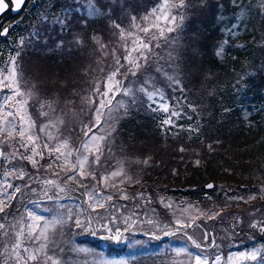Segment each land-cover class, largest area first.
<instances>
[{
	"label": "snow or ice",
	"instance_id": "6c2138e0",
	"mask_svg": "<svg viewBox=\"0 0 264 264\" xmlns=\"http://www.w3.org/2000/svg\"><path fill=\"white\" fill-rule=\"evenodd\" d=\"M24 2L25 0H12V11L19 12ZM78 2L88 17L113 14V0H107L103 8L96 0ZM232 3L241 15L251 12V5H245L244 0H232ZM128 6H120V11L129 20L127 30L116 20L111 21L121 54L116 55V49H112L113 63L109 66L110 70L102 78L94 79L89 84L87 95L80 96L74 87L69 93L84 105L80 113L71 107L75 104L72 99H66L58 113L56 105L59 99L54 93H50L49 86H37L23 75L24 68L18 63L20 51L14 50L15 55L9 57L6 67L0 68V264H70L65 259V248L59 239L65 226L71 224L76 229L95 234L92 225L96 221L101 229L109 233L115 228L112 238L120 240L123 232L129 231L134 225L130 224L131 217H125L123 232L120 227L115 226L118 219L116 213L121 212L117 200L137 201V207L152 202L151 194L146 195L144 191L129 195L122 186L133 182L139 184L140 181H134L128 175L123 161L117 160L116 166L112 167V161L105 156V150L109 155L112 154L110 145L116 131L113 126L118 120L116 114L120 111L127 113L130 106L136 108L140 105L152 112L161 113L164 117L160 121L162 132L176 135L178 131L173 133L171 129H183V125L177 123L185 115L183 108L177 110L176 107L181 101L169 100L164 88L158 87L157 83L167 82L169 91L173 87L178 89L183 94L184 107L196 112V106L188 100L185 86L178 76L182 71L179 65L183 62V46L179 34L183 30L185 15L191 10L190 0H155V5L141 15L139 20L136 15L128 12ZM8 7L7 0H0V13H4ZM257 11L264 15V3ZM70 14L71 9H68L53 21L60 26L62 32L72 31L69 27ZM49 19L48 16L42 18L45 23ZM86 24L87 19H82L81 25ZM10 27H3L0 36H8ZM229 32L233 34L232 29ZM39 35L37 30L32 40L46 44V40L38 39ZM92 39L103 55L108 56V45L97 37ZM32 40L25 45V40L20 39L19 44L34 48ZM75 42L81 44L82 40L75 38ZM63 47L65 42L58 40L57 48ZM223 53L224 46L220 44L217 46L216 55L221 56ZM100 71H104L103 67ZM152 71L163 79L157 82L148 75ZM84 72L87 74L89 69L85 68ZM129 77L133 79L129 80ZM125 81L128 82L127 85ZM49 95L51 99L42 98ZM118 96L126 99L117 100ZM84 113L89 114L87 122L79 120V116ZM65 116L75 118L79 123L76 126H66ZM39 117H43L44 121L37 128ZM188 131L199 132L200 127H189ZM73 136L79 138L76 146L71 142ZM207 147L211 149L212 145ZM179 150L185 151L183 147ZM149 159L129 163L148 164ZM41 161L45 163L42 164ZM21 162L36 172L41 169L50 172L55 178L36 177ZM195 163L199 165L200 161L196 160ZM115 178H120L119 184L115 183ZM33 183L42 186L39 192L32 187ZM206 187L213 189L216 186L209 183ZM29 191L36 194L37 199L25 201L23 197ZM260 191L264 192V188ZM76 192L79 197L74 204L63 202L72 200L71 194ZM238 198L245 199L243 196ZM248 199H256V196H249ZM45 200L50 201L53 207H44L42 202ZM159 202L175 216L172 225L174 230L165 231L164 235L175 236L182 233L194 249L198 250L177 248L176 253L186 257L180 264H264V246L232 253L227 258L215 251L219 245L216 244L213 234L206 230L204 221L223 220V209L201 210L190 203L179 206L166 201L164 197H159ZM74 207L76 212H73ZM126 207L124 206L125 209ZM251 211L258 213L260 218L254 217L250 220L249 228L264 233V209L257 207ZM80 216L85 219L81 220ZM234 220L233 226L242 223L239 217ZM147 222L156 224L153 219ZM189 229L199 230L202 242L189 235ZM70 251L84 252L85 249L72 248ZM104 264H127V261H105Z\"/></svg>",
	"mask_w": 264,
	"mask_h": 264
},
{
	"label": "rangeland",
	"instance_id": "374dc122",
	"mask_svg": "<svg viewBox=\"0 0 264 264\" xmlns=\"http://www.w3.org/2000/svg\"><path fill=\"white\" fill-rule=\"evenodd\" d=\"M45 1V10L39 13V16L41 18L34 25L35 27L33 35L37 32V30H39L40 35L38 39L40 41L47 40L48 37L49 39L58 37L59 40H63L65 42V47L57 48L56 46V53L62 54L61 57H58L57 60H54L55 62L53 61V63L40 57L41 54H46V50L33 52V50H37L41 45V43H36L35 40H32L33 35L30 36L29 34H21L16 37L17 39L13 35H11L5 42L2 41V38L0 36V43L8 47L5 59H0V68L6 67L9 57L11 55H15L14 50H18L21 52V57L18 63H20L23 68L25 67L23 75L28 81L39 86L41 84L46 85L44 81H47L48 77L49 81L51 82L50 79H53L54 77L50 75V73L52 72L51 68L54 71L55 67L60 64L61 61H67L70 64L67 65V67L69 68H67L68 72L70 70L71 76L69 78V82L72 79L74 84L75 81V88L76 91L79 92L80 96L87 95L89 91V84L94 79L102 78L110 70L109 66L113 63L112 49H116V55L121 54L122 50L119 47V42L117 41L116 35H114L113 33V29L111 28V21L116 20L117 23H121L122 27H124L126 30L128 29L129 20L126 18V14L120 11V6L128 4V12H130L132 15H136L137 19L139 20L141 15L145 14L150 8L155 5V0H130V3L129 0H113V3L111 5L113 8V14L111 16L103 15L88 17L85 9L80 6L78 0H57L60 4L56 2V0ZM210 1L211 3L207 10L211 8L210 6L213 5L212 0ZM102 2L104 6L107 3V0H102ZM213 2L215 4L218 3L219 6L217 8L221 10L218 16L219 18L217 17L216 22L221 23L226 20L228 23V27H221V34L216 36V38H214V41L211 42L209 53H212L213 56H216L220 60H223V58H225L227 48H229L232 43L234 45H242L243 42H245V40H242L239 43H235L234 37L243 35L247 31V29H254L258 27L259 38L255 45V56L256 58L259 57V62L253 65L248 74H261L264 76V15L260 14L257 11L261 8L264 0H244L245 5H251V12H245L244 15H241L239 10L233 5L232 0H228L229 4L224 8L220 0H213ZM96 3L100 7H102L98 3V0H96ZM32 5L33 4H30L26 8V10L29 11ZM190 5H194L191 0ZM68 9H71V19L69 27L72 29V31L65 30L61 32L60 26L53 23V21L56 17L65 13V11ZM55 10L57 11L56 13ZM194 10H192V12H194ZM207 10H205L202 14L205 15L210 12ZM187 13L190 14V11H188ZM45 16H48L50 18L48 23H45L42 20V18ZM237 17H240V19L237 20ZM82 19H87L86 26L88 29H90L91 32L94 29L91 30L90 20H97L98 23H96L97 26L95 27L97 30L93 32L92 35L90 34V32L85 30V25H81ZM195 19L196 17L190 22L193 23ZM21 20L22 17L16 20L3 21L2 28L8 26L16 27V25L20 26L19 23L21 22ZM187 22L189 21L187 20V15H185L183 28L188 27ZM46 28L47 30H49L48 33L45 31ZM194 28L195 27H192L194 32V35L192 37L193 41H195L191 43L192 47L189 51L187 50L186 46L183 47V62L179 65V68L182 69V71L178 73L182 84L185 86V92L187 94L188 100H190V97L188 96L189 92L187 90L185 80L190 78L193 74L197 73V71L199 72L200 70H202V68L200 67V53L197 49V43L200 42L198 34L201 30L198 29L195 31ZM229 29L233 30V34H230ZM183 31L184 29L179 34L180 39L185 34ZM92 37H97L104 44L108 45V56L103 55L102 51L99 49V46L92 39ZM75 38H79L80 40H82V43L76 44ZM20 39L25 40V45H27L28 42L32 40V43L35 44V47L33 48L21 46L19 44ZM251 39L253 40L252 37ZM47 44L48 43L44 44L43 46H46ZM220 44H223L224 46V53L221 56H217V46ZM67 51L68 54L66 53ZM26 52H33L30 54V57L27 56V58L31 59L29 65L27 63L25 65L24 63ZM25 60L27 61L28 59ZM121 63H123V60H121ZM101 67H103L104 69L103 72L100 71ZM85 68L89 69V72L87 74L84 72ZM201 73H199L202 76L200 78V83L203 81V85L201 84L200 86L201 91H206V95H204V98H208V96L211 95V93L215 90L214 84L216 85L219 81L218 79H215L216 77H208L206 74ZM148 75H151L157 82L163 79L161 75H158L154 71L148 73ZM132 79V77H129V80ZM55 81L58 82L57 80ZM137 82L139 81L137 80ZM127 83L128 82L125 81L126 85ZM235 83L239 85L241 90H244L246 88L243 77L238 76L235 79ZM166 84L167 82H165V84L157 83V86L164 88L169 100L181 101V103L177 104L176 107L177 110L183 108V111L185 113L184 116L177 120L178 124L183 125V129L177 130L173 128L171 129V131L173 133L181 131V133H184L185 135L192 134V136L198 135L199 132H203L205 126L208 127L205 107H203V110L201 112L193 113L190 109L184 107L183 94L174 87L172 91H169ZM101 88H103V85H101ZM42 98L47 99V97ZM58 99L60 101L56 105L58 113L59 109L63 106L66 99L75 100V104L71 107L74 108L77 113H80L81 107H84V105L80 104L78 98L69 94L68 97L66 96V98H64V101H61L60 98ZM116 99L120 100L126 98L118 96ZM33 115L35 117V113H33ZM88 115V113L80 115L79 120L87 122ZM116 115L118 116V120L113 125L116 131L113 133V139L110 145L112 154L109 155L107 150H105V156H108V159L112 161V167L116 166L117 160L123 161L128 175L132 176L133 180L135 181L136 179H138L137 176L139 174H143V170H151L153 166H161L163 162L160 163L159 161V153L154 157H150L151 155L149 154H144V149L146 146L144 147L143 145H138V142L135 138H130V141L129 138L127 141L124 140L123 136H121V132L123 130L122 124L125 123L128 125V122L132 123V131H135L137 128H134L136 127V124L138 123L140 118L149 119L151 116L153 118H156L157 126L159 129H161L160 121L164 117L161 113L152 112L146 107H141L140 105H137L136 108L130 106L127 113H125L124 111H120ZM64 119L66 122V126H76L79 123L78 120L70 116H65ZM43 121V117L37 118V128ZM197 125H199L200 127L199 132L188 131L189 127L195 128ZM61 131H63V127L61 128ZM205 131L206 130H204V133ZM123 133L124 132H122V135ZM161 133L165 138H171V135L167 134L166 132L161 131ZM65 135H67V133H65ZM183 139L189 138L185 137ZM71 142L73 146H76L79 143V138L73 136L71 138ZM190 149L191 151H188V154L193 157L195 161H203L205 152H202L203 149L210 150L206 145H204L203 149L201 147L198 148V144H191ZM145 158H150L148 164L129 163L130 161H143ZM41 163L43 164L45 163V161H41ZM21 164L25 166L27 170L36 177L55 178L50 175V172H47L43 169H41L39 172H36V170L32 169L30 166L25 165L24 162H21ZM25 179H27V177ZM119 180L120 178H115V183L119 184ZM15 183L19 184L22 182L15 181ZM81 183L90 184L91 181H81ZM143 183L140 182L139 184H136L133 182L126 183L122 186L129 193V195L135 194L140 191H144L146 195L151 194L152 202L151 204L144 205L143 207H137V201L117 200V206L121 208V212L116 213L118 219L115 226L120 227L121 231L123 232V229L125 227L123 219L125 217H131L130 224L134 225L129 228V231L123 232L120 240L112 238L115 235V228L113 229L112 233H109L105 229H101L99 227V222L96 221H94L92 225V229L95 234H91L87 230L81 231L79 229H76L71 224L63 228V235L60 236L59 239L62 242V246L65 248V259L69 260L70 264H104L105 261L119 260H125L127 261V264H180V262L184 261L186 257L183 254L178 255L175 251L177 248L187 247L190 251H198L194 249L191 242L188 241L182 233H178L175 236L164 235L165 231L174 230L172 225L174 223L175 216H173L171 210H169L159 202V197H164L166 198V201L172 202L175 205L179 206H186L190 203L192 205L198 206L201 210L216 211L220 208H223V220L218 219L216 221H204V226L206 227L207 231L213 234L216 244L219 245V248L215 251L222 253L225 258H227V256L232 253L252 249L254 247L260 248L261 246H263L257 241L256 238L264 239V233L259 232L256 229L249 228L248 223L254 217L257 219L260 218L258 213H256L255 211L250 212V210H254L257 207L264 209V199H262V197H264V192L260 191L261 188H264V182L259 186L258 190L256 188H253L254 192L250 193L248 196L243 192H239L235 187L231 188L228 186L220 185L219 188H217L216 193H218L222 199L220 200L219 197L218 199H215V197H213L214 201L210 204L193 201L179 194H168L165 189L166 185H163V190L159 189V191H157L151 186L147 188V186L142 185ZM209 183H213L214 185V182L212 181ZM209 183H206V185ZM32 187L37 188V192H39L42 186L38 183H33ZM71 195L73 196L72 200H65L63 202L69 205L74 204L79 197V193L76 192L72 193ZM252 195H255L256 199H248V197ZM229 196L237 198L228 199ZM241 196L245 197V199L240 200L238 197ZM23 199L25 201L29 199L34 200L37 199V195L29 191L25 193ZM137 200H139V198H137ZM42 203L44 207H53L50 201L45 200ZM140 203L143 204V201H140ZM124 206H127L126 209L124 208ZM226 207L228 209H226ZM235 208L237 210H235ZM76 211L77 209L74 207L73 212ZM235 217H239L242 223L233 226L235 224ZM80 219L84 220L85 218L83 216H80ZM149 219L155 220L156 224H149L147 222ZM242 228L248 230L247 234L242 233ZM161 229H163V231ZM188 231L189 235H192L194 239H196L198 242H202L201 233L199 230L189 229ZM156 237H159V239H157ZM72 248H83L85 249V251L73 252L70 251V249ZM117 249H119L120 251ZM210 251L213 250L210 249Z\"/></svg>",
	"mask_w": 264,
	"mask_h": 264
},
{
	"label": "trees",
	"instance_id": "16d2710c",
	"mask_svg": "<svg viewBox=\"0 0 264 264\" xmlns=\"http://www.w3.org/2000/svg\"><path fill=\"white\" fill-rule=\"evenodd\" d=\"M191 1L194 5H190V14H186L189 22H187L188 27L183 28L185 34L181 38V43L189 51L192 47L191 43L195 41H193L192 37L194 35L192 27H195V31L201 30L198 34L200 42L197 43V49L200 53V67L202 70L197 71V73L186 79L185 84L189 92V101L196 106V113L201 112L203 107H205L208 127L205 126L203 132H199L195 136H192V134L185 135L179 131L178 134L171 135V138L167 139L161 133V129L158 128L156 118L150 116L149 119L140 118L134 128H137L135 131H132V123L128 122V125L123 123L122 132L124 133L122 135L121 132V136L126 141L128 138L129 141L130 138H135L138 145L146 146L144 154L154 157L159 153V161L160 163L163 162L161 166L155 165L151 170L146 169L143 170V174H137L138 179L136 180L141 183L144 182L142 185L147 186V188L151 186L157 191L159 189L163 190V185H166L165 189L168 194H179L193 201L210 204L214 201L213 197L222 199L216 193L220 185L235 187L239 192H243L248 196L254 192L253 188L258 190L259 186L264 182V76L261 74H248L253 65L259 62V57L256 58L255 56V45L259 38V28L247 29L243 35L234 37L235 43H239L242 40H245V42L242 45H234L232 43L226 50L225 58L220 60L218 57L213 56L212 53H209L211 42L214 41L216 36L221 34V27H228L226 20L221 23L216 22L221 11L217 8L219 4H215L212 0L213 5L207 10L211 3L210 0ZM220 1L223 8L229 4L228 0ZM45 2V0H39L33 3L29 11L25 9L18 16V18L20 16L23 17L19 23L20 26L16 25V28H12L10 34H14L15 38L21 34L32 36L34 25L41 18L39 13L45 10ZM56 2L58 1L56 0ZM98 3L104 7L102 0H98ZM193 8L196 9L194 10ZM205 10L210 12H206L207 14L204 15L202 13ZM195 17L194 22H190ZM3 18L6 21L17 19L10 11ZM96 23H98L96 19L90 20L91 30H94L91 32L87 28V24L85 25V30L92 35L97 30L95 28L97 26ZM45 31L49 32L47 28ZM58 40V37L51 39L48 37L46 40L48 44L43 46L44 43H41L40 47L37 50H33V52L46 50V54H41L40 57L53 62L62 55L56 53ZM2 41H7V38H2ZM7 48V46H3L0 43L1 60L5 59ZM33 52L25 53V65L26 63L29 65L31 59L27 58V56L30 57ZM66 53L68 54V51ZM25 59L28 60L26 61ZM67 65H70L67 61H61L54 71L51 68L52 72L50 75L54 77L50 80L54 83L49 81V77L47 81H44L49 86L50 93H54L61 101H64L66 96L68 97L73 87L75 88V83L73 84L72 79L69 82L71 76ZM199 73L206 74L208 77H216L215 79L219 81L216 85L212 82L215 90L208 98H204L206 91H201L200 86L201 84L203 85V81L200 83L202 76ZM238 76L243 77L246 84L244 90H241L239 85L235 83V79ZM46 97L47 99L52 98L51 95ZM204 130H206L205 133ZM184 136L189 139H183L185 138ZM191 144H198V148L201 147L202 149L204 145H212L210 150H202V152L205 151L204 159L200 161L199 165L188 154V151H191ZM181 147L185 151L181 152L179 150ZM211 181L214 182L216 187L208 190L206 183ZM226 209L228 208L226 207ZM235 210L237 209L235 208ZM247 232L248 230L242 228V233L247 234ZM256 239L264 246V239Z\"/></svg>",
	"mask_w": 264,
	"mask_h": 264
},
{
	"label": "water",
	"instance_id": "95a60500",
	"mask_svg": "<svg viewBox=\"0 0 264 264\" xmlns=\"http://www.w3.org/2000/svg\"><path fill=\"white\" fill-rule=\"evenodd\" d=\"M10 2H11V4H12V0H10ZM26 2H27V0H25L23 7L25 6ZM7 3H8V5H9V7H10V3H9L8 1H7ZM9 7H8V9H9ZM23 7L21 8V10L23 9ZM8 9H7V10H8ZM7 10H6V11H7ZM21 10H20L19 12H16V11H12V8H11V13H12V15H15V16H16V15H18V14L21 12ZM6 11H5V12H6ZM5 12H4V13H5ZM4 13H0V17H1ZM3 37H4V36H3ZM211 184H213V183H211ZM206 188H207V187H206ZM207 189L210 190L209 188H207Z\"/></svg>",
	"mask_w": 264,
	"mask_h": 264
},
{
	"label": "flooded vegetation",
	"instance_id": "af4514ba",
	"mask_svg": "<svg viewBox=\"0 0 264 264\" xmlns=\"http://www.w3.org/2000/svg\"><path fill=\"white\" fill-rule=\"evenodd\" d=\"M30 1V0H29ZM5 21L4 18L0 20V29L2 28V22Z\"/></svg>",
	"mask_w": 264,
	"mask_h": 264
}]
</instances>
